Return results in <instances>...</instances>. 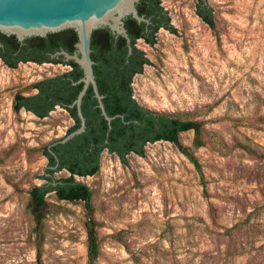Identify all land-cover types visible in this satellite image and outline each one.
<instances>
[{"label":"rangeland","instance_id":"1","mask_svg":"<svg viewBox=\"0 0 264 264\" xmlns=\"http://www.w3.org/2000/svg\"><path fill=\"white\" fill-rule=\"evenodd\" d=\"M198 2L161 0L176 31L160 28L153 45L138 39L149 62L132 87L149 110L201 122L203 146H192L193 130L179 136L201 171L170 141L125 163L104 150L96 174L75 177L91 207L49 193L40 234L29 191L46 183L45 146L75 119L60 106L40 118L13 103L71 66L0 60V264H89L90 217L99 222L95 264H264V0H207L213 27Z\"/></svg>","mask_w":264,"mask_h":264},{"label":"trees","instance_id":"2","mask_svg":"<svg viewBox=\"0 0 264 264\" xmlns=\"http://www.w3.org/2000/svg\"><path fill=\"white\" fill-rule=\"evenodd\" d=\"M136 7L140 15L149 19L138 22L132 15L127 16V28L130 42L123 35L114 34L108 26L97 28L92 33L91 47L94 72L100 93L104 95V104L110 116H115L111 125L97 105L98 99L92 86L83 99V113L87 120L86 130L66 143L45 146L44 155L49 164L43 176L46 183L33 186L30 191L29 211L35 221V231L43 229L48 209L47 195L54 192L58 199L67 201L83 200L91 207L92 192L76 176L96 174L100 169L101 154L104 150L116 154L122 162H127V155L135 153L143 156L148 142L159 140L178 144L181 151L190 159L197 170L201 164L193 150L180 145L182 132L193 130L192 146L204 145L201 122L177 117L166 113H157L139 104L133 94L132 82L136 74L141 73L149 62L145 52L137 46L138 39L153 45L160 28L171 32L176 29L171 24L170 16L161 4V0H139ZM197 14L210 26L215 25L213 8L207 0H199ZM0 54L8 55L7 64L16 68L24 54L40 55L38 62L64 63L71 69L54 76L42 78L32 84L36 90L32 94L17 93L14 98L15 111L26 109L40 118L47 117L57 106L69 111L75 124L67 134L77 129L81 120L76 106L70 105L80 93L83 83L73 84L84 76V71L74 60L65 61L63 55L53 56L60 50L73 54L76 51L78 34L73 28L48 33L47 36H31L19 41L16 35L0 32ZM16 53V54H15ZM54 142V141H53ZM66 169L67 177L55 178V173ZM99 222L90 217L86 221L89 264H95L100 253L98 238Z\"/></svg>","mask_w":264,"mask_h":264},{"label":"water","instance_id":"3","mask_svg":"<svg viewBox=\"0 0 264 264\" xmlns=\"http://www.w3.org/2000/svg\"><path fill=\"white\" fill-rule=\"evenodd\" d=\"M139 0H0V32L16 35L19 41L31 36L45 37L48 33L59 32L73 28L78 34L76 51L71 54L60 50L53 56L63 55L65 61L74 60L84 71V76L73 84L83 83L78 97L70 105L76 106L81 120L80 126L66 134L63 138L52 142L49 147L57 143H66L87 127V120L83 113V99L92 86L98 99V105L109 124L115 116H110L106 110L103 98L94 72L95 61L92 58L91 39L95 29L108 26L114 34L123 35L130 42L124 19L132 15L138 22H147L144 15H140L136 3ZM0 45H2L0 41Z\"/></svg>","mask_w":264,"mask_h":264},{"label":"flooded vegetation","instance_id":"4","mask_svg":"<svg viewBox=\"0 0 264 264\" xmlns=\"http://www.w3.org/2000/svg\"><path fill=\"white\" fill-rule=\"evenodd\" d=\"M16 54V53H15ZM23 57H28V59L29 60H24L23 58L20 60V62L19 63H26V62H35V63H38V64H42V63H47V62H38L37 61V59L40 57V55H34V54H24V55H22ZM7 58H8V55H7V53H6V55H1L0 54V60L5 64V65H7L8 66V64H7ZM8 67H10V66H8ZM11 68V67H10ZM104 101V100H103ZM96 106H99L98 105V102H97V105ZM149 143V142H148Z\"/></svg>","mask_w":264,"mask_h":264}]
</instances>
